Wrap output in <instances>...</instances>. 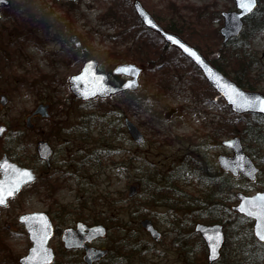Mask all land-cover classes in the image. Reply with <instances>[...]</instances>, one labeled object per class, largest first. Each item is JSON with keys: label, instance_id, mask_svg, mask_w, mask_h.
Instances as JSON below:
<instances>
[{"label": "rangeland", "instance_id": "obj_1", "mask_svg": "<svg viewBox=\"0 0 264 264\" xmlns=\"http://www.w3.org/2000/svg\"><path fill=\"white\" fill-rule=\"evenodd\" d=\"M7 1L1 6L0 18V95L7 98L5 105L0 104V125L6 127L0 136V157L5 153L34 168L38 177L0 208V264H19L18 258L26 254L30 242L18 216L30 212H46L57 229L49 242L56 254L54 264L81 263V253L65 251L59 237L62 229L74 227L77 221L107 228V237L95 246L108 249L115 264H207L201 246L192 249L188 262L187 242L198 236L193 233L185 240V217L176 214L184 210L187 199L200 198L205 188L189 175L172 182L180 195L164 191L171 208L156 205L162 200L160 194L150 204L151 191L144 184L149 180L135 169L141 168L150 180L165 185L168 170L189 155L193 172L200 174L206 167L215 172L216 157L231 155L221 142L240 137L223 129L236 117L196 68L134 21L133 0H123L121 7L115 5L116 0ZM139 2L162 27L170 14H174L172 19L177 16L178 23L192 18L209 34L211 29L217 31L211 49L226 44L219 34L220 13L234 10L232 0ZM70 34L79 38L82 51L68 42ZM249 53L255 65L245 72V80L264 94V32L251 40ZM207 58L219 60L218 52ZM88 59L97 61L98 71L114 85L126 79L113 73L116 66L136 64L142 69L138 88L105 99L76 98L68 78ZM151 60L156 63L150 64ZM164 62H173L177 68L164 69ZM39 104L48 105V117H32L29 128L25 118ZM125 118L143 134V144L132 142L123 126ZM38 140L46 141L54 151L49 168L34 160ZM242 145L261 169L258 156H251ZM129 185L138 189L131 198ZM255 186L264 188L258 183ZM255 190L239 191L250 195ZM143 218L150 219L162 233L158 241L139 226ZM175 223L183 224L181 230ZM240 255L230 239L224 260H240Z\"/></svg>", "mask_w": 264, "mask_h": 264}, {"label": "water", "instance_id": "obj_2", "mask_svg": "<svg viewBox=\"0 0 264 264\" xmlns=\"http://www.w3.org/2000/svg\"><path fill=\"white\" fill-rule=\"evenodd\" d=\"M234 3V10L222 11L220 16L222 17V26L219 28V34L222 36V42L226 43L229 39L237 37L244 25V19L254 12L258 6V0H254L252 4V11L248 12L241 8V0H232ZM7 0H0L1 5H6ZM132 8L141 22V24L160 35L165 45L176 48L180 53L188 58L195 67L199 70L201 76L204 78L209 87H211L230 108L231 112L242 114H258L264 116V111H261L259 106L251 108L248 104L256 97L264 100V95L258 91H248L239 87L233 80L225 76L222 72L217 70L211 62L194 46L186 42L178 34L166 31L163 29L152 15L142 6L139 0L132 1ZM1 18V10H0ZM168 37H172L173 40H169ZM68 40L75 48L83 50L81 41L75 34H70ZM183 44L185 47L190 48L196 52L200 57L201 63H198L196 59L189 56L180 47ZM98 63L94 59L85 61L80 68V71L74 75H71L68 79L70 83L69 89L71 93L84 101L98 98H108L111 95L122 91H134L138 88V78L141 73V68L134 63H123L116 66L113 70L114 74L124 75L127 77L126 81L120 86H113L108 82V77L104 72L97 70ZM80 79H76V78ZM235 90V91H233ZM240 94V95H238ZM7 98L5 95H0V104L5 105ZM48 105L39 104L32 115L27 116L26 126L32 127L30 122L31 116L39 114L41 117L48 116ZM124 126L127 134L135 144H142L144 142V136L129 119H124ZM5 126L0 125V136L5 131ZM223 146L229 148L232 151L231 156L220 154L217 156V164L219 168L230 173L232 176L242 175L250 182H253L259 172V168L251 160V158L244 152L242 143L239 137L235 136L222 141ZM53 153V150L46 141L39 140L36 143L37 157L44 161L47 166L49 165V159ZM30 175H25V173ZM36 180V173L31 167L21 166L14 162L6 154H3L0 158V187L3 189V197L5 203L0 205L4 207L8 204V200L12 199L23 186L33 183ZM11 189H18L12 196H8V192ZM137 192L135 185H130L128 188V197H132ZM264 196V190L258 191L253 195H245L242 192H237L235 197L238 199V203L232 206V210L239 215L247 219L253 220L252 234L253 237L260 243H264V240L260 239L258 232L261 229L258 228L259 221L255 217L247 215L248 207L245 206V210L241 211V205L245 204L246 200H256L257 197ZM37 217L38 219H31ZM28 218V219H22ZM18 222L23 225L27 238L31 243L27 253L18 259L19 264H52L55 259V253L49 246V241L55 234L54 225L46 212H30L23 213L18 216ZM140 226L149 234V236L157 241L161 237V233L154 227L152 221L148 218L142 219L139 222ZM47 225L46 230L41 231L42 226ZM193 232L197 233L206 247V261L207 264H213L220 258L221 250L225 243V235L223 226L221 224H203L197 222L193 226ZM107 236V228L102 224L87 225L81 221H78L74 227H67L61 231L60 240L63 244V248L66 250H82V261L84 264H95L103 259L107 253V249H101L92 245L97 239H104ZM213 249L216 251L213 252Z\"/></svg>", "mask_w": 264, "mask_h": 264}, {"label": "trees", "instance_id": "obj_3", "mask_svg": "<svg viewBox=\"0 0 264 264\" xmlns=\"http://www.w3.org/2000/svg\"><path fill=\"white\" fill-rule=\"evenodd\" d=\"M121 3L122 5L125 4L123 0H116L115 5L121 7ZM126 4L129 3L126 2ZM173 16L174 14H170V18L162 22V25L166 30L179 34L182 38L193 44L207 57L209 54L218 52L219 60H210L211 63L223 74L227 76L232 74V79L242 88L247 90H255L252 84L245 80V72L248 73V71L252 69L251 66L255 65V62H253L254 57L249 53L250 42L256 35L264 32V0H258V7L244 20V27L240 35L235 38H231L226 44L220 45L215 50L211 49L210 45L212 44L213 40L216 39L215 37L218 38V34L215 29H211L209 34L205 30L204 25L199 23L197 20L189 18L185 20L184 23H178L176 20L177 16L172 19ZM132 18L136 19L133 20L140 24L137 17L132 16ZM117 20L120 22L121 17H117ZM123 20L124 19H122V23ZM144 30L148 31L149 34H154L147 29ZM154 35L156 36L157 34ZM156 37L158 40H161L158 35ZM138 55H141V53H138L137 56ZM122 58H124L123 55ZM183 59L189 64V66L195 68L190 61L184 57ZM149 63L151 64L156 62L155 60H151ZM162 66L164 69L177 68L174 66L173 62H164ZM152 71H156V66L152 68ZM220 102L222 105H224L221 100ZM234 117L236 118L232 122L231 120H229V122L227 120L224 121V123L228 122L229 124L223 126V129H226L225 132L229 130L232 133L235 132L239 134L241 141L245 144L249 154L251 156H258L262 163V168L260 169L256 182L260 186L264 187V117L261 115H242L238 117L234 115ZM88 121L89 124L92 122L91 119ZM228 126L229 128H227ZM35 158L36 157H34V160ZM191 161H193V159L187 155L186 158L180 163L175 164V166L173 165V167L168 170L165 175V185L158 183V181L150 180V176L142 172L141 168H136L135 171L137 174L142 175L145 181L149 180L147 183L144 182V184L151 191L147 200L151 204L152 197L155 194H160L162 200L161 202H157L156 205L171 208L172 205L167 202L164 191L168 190L169 192L173 193L174 196L176 194L180 195L181 192L173 186L172 182H179L187 179L189 175H193L198 179L199 185L205 188V190L199 196L200 198H196L195 201H191L186 198L187 203L183 207L184 210L176 211V214L179 213V216L185 217L184 219L186 220L184 222V228L187 229V233L183 234V231H181V235H185V240L186 237L193 235L192 230L189 231L191 229L192 222L201 221L208 224L221 223L223 224L226 235V244L223 250L226 252L227 246L231 239V242L233 240L236 242V246L240 249L241 255L239 258L240 260L229 259L225 261L224 252L221 254L219 261L214 264L264 263V244L256 242L252 237L250 221L239 216L231 210V206L236 201L235 191L243 190L247 192L252 188L254 189V187H256L255 184L249 183L242 177H232L229 174L222 172L218 168L212 173L209 172L210 170L207 167L205 169L201 168L202 173H195L193 172L192 166L190 165ZM259 188L260 187H257L256 189ZM189 196L190 195H188V197ZM171 224L174 225L173 222H171ZM181 225L179 223H175L176 229L182 227ZM200 246L205 256V247L198 237H196L195 241L187 242V253L189 254V257L187 256L188 262L193 250L198 247L200 248ZM178 247L183 248L179 242ZM111 254L112 253L109 252L108 255L97 264H115L116 261L111 260ZM79 264L83 263L81 262Z\"/></svg>", "mask_w": 264, "mask_h": 264}, {"label": "snow or ice", "instance_id": "obj_4", "mask_svg": "<svg viewBox=\"0 0 264 264\" xmlns=\"http://www.w3.org/2000/svg\"><path fill=\"white\" fill-rule=\"evenodd\" d=\"M254 3V0H241V8L245 9L248 12L252 11V4ZM169 40H173L172 37H168ZM174 43H179L178 41H174ZM180 47L184 50L185 53H187L189 56H192L196 59L198 63H201L200 57L197 55L196 52L192 51L190 48L185 47L183 44H180ZM76 79H80L79 77ZM235 91V90H233ZM240 95V94H238ZM251 108H256L259 106L261 111H264V100H261L259 97H256L253 101H251L248 104ZM2 131V130H0ZM25 175H30V173H25ZM18 189H11L8 192V196H12L14 192ZM5 203V199L3 197V189L0 187V205H3ZM248 207L247 215L250 217H255L259 223L258 228L261 229L260 232H258V235L260 236L261 240H264V196H259L256 198V200H246L245 204L241 205V211L245 210V206ZM22 219H28V218H22ZM31 219H38L37 217H32ZM47 225H43L41 231L46 230ZM216 250L213 249V252Z\"/></svg>", "mask_w": 264, "mask_h": 264}, {"label": "flooded vegetation", "instance_id": "obj_5", "mask_svg": "<svg viewBox=\"0 0 264 264\" xmlns=\"http://www.w3.org/2000/svg\"><path fill=\"white\" fill-rule=\"evenodd\" d=\"M69 36V35H68ZM67 40H68V37H67ZM68 42H69V40H68ZM70 43V42H69ZM71 44V43H70ZM71 45H73V44H71ZM73 47L75 48V46L73 45ZM100 72V71H99ZM102 72V71H101ZM122 83H120V85H121ZM113 86H118V85H114V84H112ZM119 93H123V92H119ZM119 93H116V94H114V95H117V94H119ZM111 96H113V95H111ZM110 96V97H111ZM38 106V105H37ZM34 116H38V115H34ZM34 116H32V117H34ZM31 117V118H32ZM48 117V116H47ZM27 118V117H26ZM25 124H26V119H25ZM6 128V127H5ZM5 131H6V129H5ZM4 131V132H5ZM39 141V140H38ZM37 143V142H36ZM35 152H36V146H35ZM53 153H54V151H53ZM53 153H52V155H51V157H50V159H49V165L47 166V164L44 162V161H42L43 162V164L45 165V167L46 168H49L50 167V165H51V158H52V156H53ZM5 154V153H4ZM3 155V154H2Z\"/></svg>", "mask_w": 264, "mask_h": 264}]
</instances>
